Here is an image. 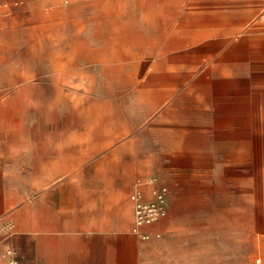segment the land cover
<instances>
[{
	"label": "rangeland",
	"instance_id": "374dc122",
	"mask_svg": "<svg viewBox=\"0 0 264 264\" xmlns=\"http://www.w3.org/2000/svg\"><path fill=\"white\" fill-rule=\"evenodd\" d=\"M84 130L171 188L140 264H264V0H0V153Z\"/></svg>",
	"mask_w": 264,
	"mask_h": 264
},
{
	"label": "crops",
	"instance_id": "0c3cea01",
	"mask_svg": "<svg viewBox=\"0 0 264 264\" xmlns=\"http://www.w3.org/2000/svg\"><path fill=\"white\" fill-rule=\"evenodd\" d=\"M37 134L0 153V218L10 222L0 241L3 263L127 264L136 251L140 264V251L161 236L132 233L133 167L91 176L97 149L87 130Z\"/></svg>",
	"mask_w": 264,
	"mask_h": 264
},
{
	"label": "built area",
	"instance_id": "2783aa9c",
	"mask_svg": "<svg viewBox=\"0 0 264 264\" xmlns=\"http://www.w3.org/2000/svg\"><path fill=\"white\" fill-rule=\"evenodd\" d=\"M130 199L134 206L132 233L145 241L160 237L162 233L155 230V227L169 216L171 201L169 184L157 174L139 178L133 184ZM9 227L10 222L4 221L1 217L0 229L3 231Z\"/></svg>",
	"mask_w": 264,
	"mask_h": 264
}]
</instances>
